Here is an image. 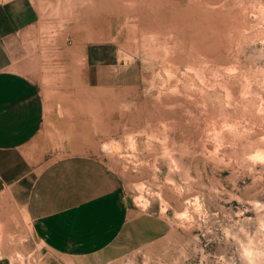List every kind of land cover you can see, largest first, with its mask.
I'll return each mask as SVG.
<instances>
[{
    "label": "rangeland",
    "instance_id": "rangeland-1",
    "mask_svg": "<svg viewBox=\"0 0 264 264\" xmlns=\"http://www.w3.org/2000/svg\"><path fill=\"white\" fill-rule=\"evenodd\" d=\"M31 1L45 27L21 70L46 114L0 154L34 164L0 173V264H264V0ZM77 154L118 174L128 209L82 256L51 250L26 207L30 180Z\"/></svg>",
    "mask_w": 264,
    "mask_h": 264
},
{
    "label": "crops",
    "instance_id": "crops-1",
    "mask_svg": "<svg viewBox=\"0 0 264 264\" xmlns=\"http://www.w3.org/2000/svg\"><path fill=\"white\" fill-rule=\"evenodd\" d=\"M40 10L31 0L0 2V154L30 143L44 123L46 103L35 80L21 70L41 45ZM96 54L87 50L90 81L98 74ZM31 157H0V173L10 180L30 177ZM27 212L35 234L53 251L77 256L110 246L128 220L121 178L102 159L60 158L29 183Z\"/></svg>",
    "mask_w": 264,
    "mask_h": 264
},
{
    "label": "bare ground",
    "instance_id": "bare-ground-1",
    "mask_svg": "<svg viewBox=\"0 0 264 264\" xmlns=\"http://www.w3.org/2000/svg\"><path fill=\"white\" fill-rule=\"evenodd\" d=\"M111 149H112V150H115V147H114V146H111Z\"/></svg>",
    "mask_w": 264,
    "mask_h": 264
}]
</instances>
